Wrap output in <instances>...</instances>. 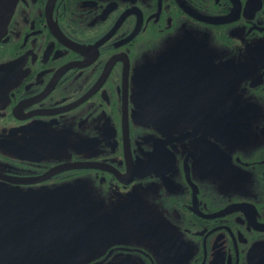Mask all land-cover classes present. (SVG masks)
Wrapping results in <instances>:
<instances>
[{
    "label": "flooded vegetation",
    "instance_id": "1",
    "mask_svg": "<svg viewBox=\"0 0 264 264\" xmlns=\"http://www.w3.org/2000/svg\"><path fill=\"white\" fill-rule=\"evenodd\" d=\"M0 264H264V0H17Z\"/></svg>",
    "mask_w": 264,
    "mask_h": 264
},
{
    "label": "water",
    "instance_id": "2",
    "mask_svg": "<svg viewBox=\"0 0 264 264\" xmlns=\"http://www.w3.org/2000/svg\"><path fill=\"white\" fill-rule=\"evenodd\" d=\"M17 0H0V39L5 34Z\"/></svg>",
    "mask_w": 264,
    "mask_h": 264
}]
</instances>
